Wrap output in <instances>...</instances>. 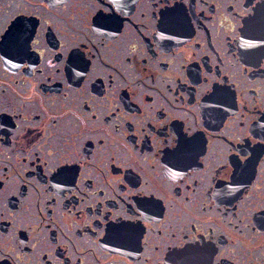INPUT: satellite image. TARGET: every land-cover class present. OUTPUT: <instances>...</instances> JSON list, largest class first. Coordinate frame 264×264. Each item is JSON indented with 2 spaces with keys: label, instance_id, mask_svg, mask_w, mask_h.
Instances as JSON below:
<instances>
[{
  "label": "flooded vegetation",
  "instance_id": "af4514ba",
  "mask_svg": "<svg viewBox=\"0 0 264 264\" xmlns=\"http://www.w3.org/2000/svg\"><path fill=\"white\" fill-rule=\"evenodd\" d=\"M21 20L31 58L13 55ZM5 34L0 264H207L209 237L212 264H264V0H0ZM17 133L36 136L23 153ZM46 145L81 158L80 190L28 155ZM109 212L134 227L98 226Z\"/></svg>",
  "mask_w": 264,
  "mask_h": 264
},
{
  "label": "snow or ice",
  "instance_id": "6c2138e0",
  "mask_svg": "<svg viewBox=\"0 0 264 264\" xmlns=\"http://www.w3.org/2000/svg\"><path fill=\"white\" fill-rule=\"evenodd\" d=\"M101 3H103V0H100ZM109 8L111 9V5H109ZM114 20H119V17H116L115 14L111 11H109V13L103 17L102 20H99V23H102L104 26H107V24L109 22H112ZM20 27L17 29V34L15 36V38L12 40V43L14 44V58H18V59H24V58H31L35 55V49L33 48V36L35 35V22H33V27L31 29H29L27 27V23L24 22L23 20H21L19 22ZM7 39V35H3L0 36V51H3V41ZM51 43L53 45L54 48H59L60 45V39L56 36H53L51 38ZM8 53H5V55H7ZM68 60L71 63H75L77 65V67L83 65L84 67H87L88 65H90L91 63V59L90 58H85V54L80 50L79 46L75 47V50H70V55L68 57ZM119 75L121 77L125 76V72L123 69H117ZM109 85H113L115 83V78L111 75H109ZM100 91L103 93L104 92V88L103 85L101 86ZM119 111V107H115L112 109V112L109 114V119H111L112 116H115L116 112ZM17 115L19 116L20 114L17 113ZM95 116V114H93V117ZM37 119H40V116L37 115L36 117ZM4 119H10V118H6L3 116H0V120H4ZM4 127V125L2 123H0V129H2ZM90 129H88L87 127H85L84 131L87 132ZM37 135H39V133H37ZM17 137L18 139H23L27 141L26 145H21V152H25L27 150L28 146H32L34 140L36 139V136H33L31 138L24 136L20 133H17ZM194 139V137H193ZM101 143H103V141L101 140ZM165 143H167V141H165ZM49 146L46 145L44 150H41L39 147H32L31 148V152L28 153V155L32 156V160L34 161V163L38 166H40L41 168H43L44 166H50L55 164V171L52 175V179H57V178H62L61 179V183L68 185L69 187L66 189L68 192H72L73 189H77L80 190V184L78 183V174L80 173L81 169L79 168V164L81 162V158L78 157H72V158H64L61 159V151L62 149H60L59 147L56 146H51L52 150L48 151L47 148ZM260 148L262 151H264V144L260 145ZM172 154L176 157V159L179 160H183L186 157V153L188 151V148L185 144L184 141H178L173 147H172ZM82 159H84L85 161L88 159L87 156L83 157ZM110 159H115L114 157H110ZM94 166V164H93ZM179 166V165H177ZM114 170L119 172L120 169L115 167V165H113ZM130 167V166H129ZM41 178L44 179L45 177L43 176V172L41 171ZM125 179L128 181L129 184H135L137 182L136 177H134L131 174H127ZM121 185H123V181L120 182ZM90 186V185H89ZM3 187V181L0 180V188ZM57 187H60V185H57ZM85 195H87L85 193ZM147 195H151V193L147 194ZM126 200V198H125ZM54 202V200H53ZM154 203L151 200H146L141 202V206L143 207L145 204H151ZM87 207V206H86ZM88 210L90 211V207L88 208ZM97 211H99V209H97ZM139 210L137 209V212ZM81 214V210H77V215ZM50 215V213H49ZM105 221L106 223L104 225H101V221L99 217H96L95 219V223L98 226H106L110 232H112L114 235L116 236H123L126 234L127 230L130 228H133L134 225H130L124 222V219H119L116 217H112L111 213H107V215L105 216ZM131 219V218H128ZM258 223H260L261 227L264 228V209H260L258 210ZM51 224V221H48ZM198 239H200V237H198ZM206 248L209 250L208 251V259H207V264H212V258L215 255L216 252V248L215 245L211 242V237H209V242L206 245ZM188 249H181L180 252L178 253V255H181L185 252H187ZM48 264H51V261L49 260Z\"/></svg>",
  "mask_w": 264,
  "mask_h": 264
}]
</instances>
